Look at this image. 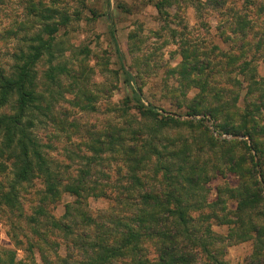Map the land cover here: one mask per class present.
<instances>
[{"label":"trees","instance_id":"16d2710c","mask_svg":"<svg viewBox=\"0 0 264 264\" xmlns=\"http://www.w3.org/2000/svg\"><path fill=\"white\" fill-rule=\"evenodd\" d=\"M142 1L162 21L179 2L189 3L196 18L201 10L212 13L215 26L208 22L204 31L214 30L215 41L169 30L178 59L160 84L178 114L192 120L144 106L139 76L121 66L130 95L110 109L117 117L106 130L82 139L84 152L75 156L82 168L64 171L34 131L46 123L64 131L55 107L67 95L72 107L94 110L86 66L77 60L87 50L72 54L74 69L56 41L68 16L47 6L36 11L39 28L20 36L10 64L0 63V224L11 245L0 247V264H227L226 248L241 243L250 245L243 264H264V76L257 73L264 0ZM216 176L234 185L211 193ZM35 183L24 209L20 193ZM62 196L70 200L54 217ZM89 199L107 206L91 212Z\"/></svg>","mask_w":264,"mask_h":264},{"label":"rangeland","instance_id":"374dc122","mask_svg":"<svg viewBox=\"0 0 264 264\" xmlns=\"http://www.w3.org/2000/svg\"><path fill=\"white\" fill-rule=\"evenodd\" d=\"M120 4H123L124 9ZM177 5L167 10L170 18L162 21L142 0H57L55 4H50L49 0H0L1 65L10 64V53L20 44L18 39L22 34H32L39 28L40 19H35L34 15L46 6L68 16L69 21L64 28L59 29L56 41L63 43V57L72 63L74 69L77 68L72 54L87 50L86 54L78 55L77 60H83L86 66L85 87L93 97L90 105L94 110L81 111L78 107H72L66 101L71 99L67 95L55 107V116L64 124V131L60 132L57 125L50 123L38 126L34 131L40 143L49 146L44 149L47 156L61 168H66L64 171L75 174L77 169L82 168L81 162L76 159L80 152H84V147L80 145L82 139L87 136L86 133L106 130L107 125L117 117L110 109L130 95L129 88L122 81L121 66L132 77L139 76L135 84L141 85L140 101L144 106L152 107L158 114L165 111L180 122L192 120L191 117L178 114L169 94L164 92L160 84L163 78L169 77L165 75L166 71L178 59L175 55L176 45L169 38V30L183 32L182 37L192 41L206 42L210 38L215 41L212 37L214 30L204 31L206 23L211 22V26L215 24L211 11L201 10L199 18H196L189 3L179 2ZM53 19L55 22L59 20L58 16ZM110 26L113 27L115 45L110 38ZM177 37H180L179 34ZM55 58L57 61L60 59L58 55ZM35 69L40 76L45 69L44 59L37 63ZM257 73L264 76V59L258 62ZM131 87L134 88V85ZM69 123L72 127L66 126ZM183 133L185 130H182ZM251 154L256 162L254 152ZM226 183L233 186L234 180L229 176H216L208 186L213 193L216 186ZM38 188L39 183H35L33 188L20 193L24 209L28 206L31 192ZM69 200V197L62 196L52 210L54 217L62 213L63 204ZM106 206L107 202L103 199L88 200L91 212ZM214 230L224 233V229ZM0 247H11L1 224ZM249 251V243L229 246L225 250L224 260L227 264H243ZM22 256L17 251V258L21 259Z\"/></svg>","mask_w":264,"mask_h":264},{"label":"water","instance_id":"95a60500","mask_svg":"<svg viewBox=\"0 0 264 264\" xmlns=\"http://www.w3.org/2000/svg\"><path fill=\"white\" fill-rule=\"evenodd\" d=\"M190 119H191V118H190ZM208 128H209L210 130H212L211 127L208 126ZM214 138H215V139H219V140H220V139H223V137H218V136H216L215 134H214ZM233 138H234V137H229V136L226 137V139H233Z\"/></svg>","mask_w":264,"mask_h":264},{"label":"built area","instance_id":"2783aa9c","mask_svg":"<svg viewBox=\"0 0 264 264\" xmlns=\"http://www.w3.org/2000/svg\"><path fill=\"white\" fill-rule=\"evenodd\" d=\"M208 126L210 127V125H208ZM220 137H223V139H226V137H227V136H225V135H222V136H220Z\"/></svg>","mask_w":264,"mask_h":264}]
</instances>
